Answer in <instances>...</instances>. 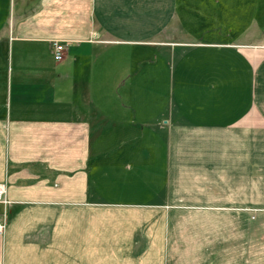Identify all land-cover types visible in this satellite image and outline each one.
Returning <instances> with one entry per match:
<instances>
[{"label": "crops", "instance_id": "crops-1", "mask_svg": "<svg viewBox=\"0 0 264 264\" xmlns=\"http://www.w3.org/2000/svg\"><path fill=\"white\" fill-rule=\"evenodd\" d=\"M260 2L0 0V264H165L174 203L264 207Z\"/></svg>", "mask_w": 264, "mask_h": 264}, {"label": "rangeland", "instance_id": "rangeland-1", "mask_svg": "<svg viewBox=\"0 0 264 264\" xmlns=\"http://www.w3.org/2000/svg\"><path fill=\"white\" fill-rule=\"evenodd\" d=\"M260 5L262 8L259 10L263 15L264 0H261ZM161 60L160 57L163 67ZM162 76L160 81L166 82V72ZM164 91L165 89H163L162 95H166ZM11 204L12 200L9 199L8 207ZM173 207H177L179 213L169 216V220L168 216L164 215L167 221L161 216L162 212L153 217L149 216L155 225H157L158 217L167 223L166 234H170L171 244L174 247L164 248L162 255L169 256L170 259L168 262L165 261V264H264V207L261 209L251 208L249 214L245 216L202 215L192 212L187 214L185 206L174 203ZM155 225L150 226L147 230L154 234L151 243L158 246L160 242L153 227L155 229H160V227L157 228ZM168 225L171 226L168 227ZM137 236L138 244L132 248V256L143 254V256H148V260H151L153 256L160 255V247L138 249L143 240H140L141 232Z\"/></svg>", "mask_w": 264, "mask_h": 264}, {"label": "built area", "instance_id": "built-area-1", "mask_svg": "<svg viewBox=\"0 0 264 264\" xmlns=\"http://www.w3.org/2000/svg\"><path fill=\"white\" fill-rule=\"evenodd\" d=\"M66 49V44L60 40L52 41L53 55L56 60L62 58L63 52ZM9 205V199L7 197V184L0 182V235H3L7 228V215L6 208Z\"/></svg>", "mask_w": 264, "mask_h": 264}]
</instances>
